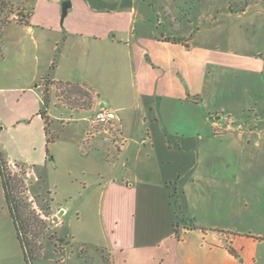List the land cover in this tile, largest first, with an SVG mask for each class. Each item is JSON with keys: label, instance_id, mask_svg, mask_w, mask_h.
I'll use <instances>...</instances> for the list:
<instances>
[{"label": "crops", "instance_id": "obj_1", "mask_svg": "<svg viewBox=\"0 0 264 264\" xmlns=\"http://www.w3.org/2000/svg\"><path fill=\"white\" fill-rule=\"evenodd\" d=\"M10 2L27 17L12 16L1 38L32 66L12 73L11 89L0 76L9 163L34 172L52 145L74 151L79 132H59L86 119L71 113L116 116L113 134L90 120L77 144L110 167L90 183L100 241L81 239L59 264H264V0ZM58 84L84 88L91 107L55 117L43 94ZM56 210L71 245L77 229Z\"/></svg>", "mask_w": 264, "mask_h": 264}, {"label": "rangeland", "instance_id": "obj_2", "mask_svg": "<svg viewBox=\"0 0 264 264\" xmlns=\"http://www.w3.org/2000/svg\"><path fill=\"white\" fill-rule=\"evenodd\" d=\"M12 46L13 44L10 43L5 34L2 35L0 42V76L6 83H0L1 88L4 89L15 87L11 79L13 72H25L24 67L26 65L32 66L29 61L27 64L17 65L15 62L18 60V57L12 54ZM6 47L7 52H5ZM46 96L50 101L49 107L51 112L57 117L60 111L64 110L58 107L64 105L70 109L80 110L83 107L87 108L91 103V97L89 95L84 92H78V90H74L72 87L58 89L53 93L46 94ZM94 114L95 112L92 110H87L80 115L71 113L74 120L77 118L86 119V121H77V125H75L77 127H72L70 129L71 132H59L63 128L60 121L53 123L52 129L55 133L59 132V136L61 135L63 137H66L68 132L69 134H78L79 132L82 135L85 130L89 131V121L93 118ZM63 115L66 116V113ZM66 118H69V116ZM96 125L99 128L109 127L112 134L116 131L114 122ZM79 134L77 140L72 142L76 143L74 151L64 152L63 146L59 143L56 146H51L50 157L53 158V161L48 164L47 168H44L47 176V187L51 190V193L49 191L47 192V187L43 188L40 185L36 171L32 172L23 167L22 169H24L25 173L19 176L25 185L23 196L26 204H28L35 218L43 221L47 227L46 234L37 243L40 248L38 254H43L42 256L36 257L31 252L26 253L21 248L13 221L4 200L0 180V264H59L65 259L66 254L79 253L80 247H83L79 243L81 239L89 238L92 243L100 241L94 234L89 233L91 228L96 226L98 220L95 218L99 210L97 188L96 186H90V183H95L97 173L102 172L106 174L110 167L96 163L95 155H88L86 148L83 151L79 150L77 147V144L81 141ZM117 144L121 146L125 144V141L118 140ZM10 166L13 168V172H19L17 168L12 165ZM114 171L119 173L121 166L114 164ZM83 182L89 185L84 188L82 185ZM47 206L49 207L48 210ZM61 207L66 209L65 218L67 222L72 228L77 229L78 232L77 238L73 240L71 245H67L69 242L67 238L64 239L61 233L63 231L68 232V229H66L68 227L64 226L63 219H60L56 210ZM60 240H63V242H60ZM85 259L87 261L86 257Z\"/></svg>", "mask_w": 264, "mask_h": 264}, {"label": "trees", "instance_id": "obj_3", "mask_svg": "<svg viewBox=\"0 0 264 264\" xmlns=\"http://www.w3.org/2000/svg\"><path fill=\"white\" fill-rule=\"evenodd\" d=\"M16 17L17 21L20 23L25 21L27 15H23L21 11L15 9L10 0H0V39L2 28L8 24V20L12 17ZM1 42V41H0ZM55 68V64L53 63L50 67V71ZM49 74L47 75L48 78ZM45 78V81L48 82V79ZM66 87H72L74 90H78V92H84L89 97L91 94L86 91L84 88L76 85L72 86H63L62 84L57 85L58 89H63ZM47 89H44L43 94V103L46 106L48 102V98L46 96ZM92 104L87 106L89 109ZM53 141V137H49L47 139V143ZM14 166L18 169L19 172H13ZM23 166L19 164H10L9 160L5 158L4 154L0 152V180L3 188L4 200L8 208L9 215L13 221L17 237L19 239L21 248L26 252H31L34 256H41L38 254V250L40 249L37 243L40 239L46 234L47 227L44 222L35 218L31 210L29 209L28 204H26L23 196V190L25 189L24 182L19 178L20 175H24L25 171L22 169ZM37 179L40 182V185L44 188L47 187V176L45 174L44 168H40L36 170ZM41 172V173H40ZM48 192V188H47ZM47 206V210H48ZM63 240H60V242Z\"/></svg>", "mask_w": 264, "mask_h": 264}, {"label": "built area", "instance_id": "obj_4", "mask_svg": "<svg viewBox=\"0 0 264 264\" xmlns=\"http://www.w3.org/2000/svg\"><path fill=\"white\" fill-rule=\"evenodd\" d=\"M116 119L115 113L105 108L99 109L91 119L92 124H109Z\"/></svg>", "mask_w": 264, "mask_h": 264}, {"label": "water", "instance_id": "obj_5", "mask_svg": "<svg viewBox=\"0 0 264 264\" xmlns=\"http://www.w3.org/2000/svg\"><path fill=\"white\" fill-rule=\"evenodd\" d=\"M61 7H62V18H63L66 14L67 8L65 7L64 4H62Z\"/></svg>", "mask_w": 264, "mask_h": 264}]
</instances>
